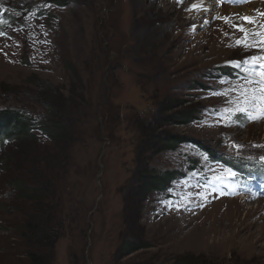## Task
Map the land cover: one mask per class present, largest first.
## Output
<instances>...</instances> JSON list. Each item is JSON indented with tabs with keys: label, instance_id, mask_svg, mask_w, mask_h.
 Segmentation results:
<instances>
[{
	"label": "rangeland",
	"instance_id": "obj_1",
	"mask_svg": "<svg viewBox=\"0 0 264 264\" xmlns=\"http://www.w3.org/2000/svg\"><path fill=\"white\" fill-rule=\"evenodd\" d=\"M53 1L0 0L23 28L0 37V110L34 125L29 138L0 144V231L38 210L9 182L40 178L52 188L37 204L53 199L42 212L57 216L48 224L61 233L48 264H264L263 201L234 197L264 190V162L252 157L264 155V121L237 126L251 120L241 109L258 115L259 103L227 91L233 62L264 56L257 40L246 42L259 28L234 11L254 4ZM224 35L233 41L221 55L211 44ZM166 101L199 109L201 119L167 128L183 141L154 155L144 126ZM141 171L172 178L148 193ZM2 232L0 264L27 261L18 256L25 242Z\"/></svg>",
	"mask_w": 264,
	"mask_h": 264
},
{
	"label": "trees",
	"instance_id": "obj_2",
	"mask_svg": "<svg viewBox=\"0 0 264 264\" xmlns=\"http://www.w3.org/2000/svg\"><path fill=\"white\" fill-rule=\"evenodd\" d=\"M53 2L55 5L64 8H66L69 4L66 0H57ZM68 70L73 74V76L77 77V71L73 66L68 65ZM200 119L201 111L199 109L196 110L194 107L189 106L183 107L182 104L178 106L174 104L170 105L169 101H166L164 104L159 106L153 114L152 120L154 121V125L144 126L147 128L146 132L149 134V138L155 140V146L151 147L149 152H152L154 155H158L164 151L176 150L183 141V138L171 136L166 132V129L173 126L189 125ZM33 126L32 120L22 112L11 110L9 108L0 110V132L8 141H23L29 138L28 134L33 131ZM141 154L142 153L138 151L137 157ZM171 174L172 173L169 172L153 175L149 173H142L140 175V182L146 192H156L157 190L166 188V185L169 184V181L172 178ZM30 180L32 181H30V183L15 180L12 183L9 182V184L18 192H21L24 198H27L29 200L28 202L32 203V206L35 204L34 211L38 209L36 211L37 214L32 216L31 213L25 212V215H21L20 219L16 218L14 221L7 224L8 230L6 232H0H2L5 236L13 233L18 236L20 240L25 242L24 244L19 243L20 247L18 256L24 255L27 259V261L22 262L21 264H48L50 248L51 251H55L56 245L61 237V233L50 229L48 224L49 221L51 222L52 220L57 222V216L54 215L53 218H49V215L47 216L44 212H42L43 206L50 207V210H53L49 201L53 199H48L49 205L48 203H45L46 205H42L41 203L37 204V202L48 196L52 187L49 185L42 187L41 182L43 183V181L40 178L37 180L32 178ZM35 182L40 184H37V187H35ZM29 245L30 247L36 248H30ZM124 249L129 253V243Z\"/></svg>",
	"mask_w": 264,
	"mask_h": 264
},
{
	"label": "snow or ice",
	"instance_id": "obj_3",
	"mask_svg": "<svg viewBox=\"0 0 264 264\" xmlns=\"http://www.w3.org/2000/svg\"><path fill=\"white\" fill-rule=\"evenodd\" d=\"M213 2H215V0H213ZM201 7L202 6L193 5V8H195L197 10H200ZM262 15H264V14H262ZM223 19H225V21L227 22V18H223ZM242 19L245 20L247 23H255V21L249 17H243ZM236 27L241 32L246 31L243 27H240L238 25ZM0 34H3V33H0ZM259 35L264 37V33H260ZM237 43L238 44L243 43V41H237ZM261 43H264V40H262ZM245 46L247 47L250 45H245ZM243 63L254 65L253 67H249V68L245 69V71L250 74V75H246L244 77V79L246 81H249L251 83H257V81H255L253 79V77H255L257 72H259V83L262 85V87H261V99H264V56H253L250 59L245 60ZM236 67L240 68L241 64L237 63ZM258 111H259V115L257 116V115H253V112L250 109H241L242 114L247 116L249 119H264V105H262L258 109ZM233 147L239 149L240 146L234 144ZM232 175L234 176L235 174L233 173Z\"/></svg>",
	"mask_w": 264,
	"mask_h": 264
},
{
	"label": "bare ground",
	"instance_id": "obj_4",
	"mask_svg": "<svg viewBox=\"0 0 264 264\" xmlns=\"http://www.w3.org/2000/svg\"><path fill=\"white\" fill-rule=\"evenodd\" d=\"M213 4H214V2L212 0H201V2L197 3L198 6H202L200 9H203L204 8L205 10L206 9L209 10V8H212V5ZM262 5L263 4L257 3V4H254V7L253 8H251V7H243V8H239V9H234V11L237 10L243 17H245L246 15H249L247 17L251 18L252 15H255V17L257 18L258 15H259V11H264V9H263L264 8V5L263 6ZM260 6H262V7H260ZM204 9H203V11H204ZM262 20H263L262 21L263 22L262 24H264V19L262 18ZM255 30H257V28ZM246 35L248 36L247 37L248 41H246L247 43H250V41L257 40L259 42V45H260L259 47H262V44H260V42L262 40H264V37H260L259 39H257V38L252 37L250 33H247ZM226 37H228V36H225L224 35L223 37H221V39H220L221 41H219V43L216 41L217 45L216 44H211L213 50L219 51L221 53V55H224L226 52H228V50H230V46L232 45V41L233 40L232 41H231V39L226 40ZM262 205H264V201L262 202ZM253 226L254 225L251 224V225L248 226V228L249 229H252L251 227H253ZM246 229L247 228H244L243 231H245Z\"/></svg>",
	"mask_w": 264,
	"mask_h": 264
}]
</instances>
